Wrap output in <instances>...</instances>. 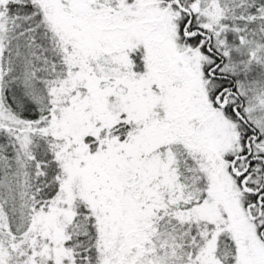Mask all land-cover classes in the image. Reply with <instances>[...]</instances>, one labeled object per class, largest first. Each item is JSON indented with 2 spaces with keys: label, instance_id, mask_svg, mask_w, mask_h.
Returning <instances> with one entry per match:
<instances>
[{
  "label": "snow or ice",
  "instance_id": "1",
  "mask_svg": "<svg viewBox=\"0 0 264 264\" xmlns=\"http://www.w3.org/2000/svg\"><path fill=\"white\" fill-rule=\"evenodd\" d=\"M0 264H264V0H0Z\"/></svg>",
  "mask_w": 264,
  "mask_h": 264
}]
</instances>
